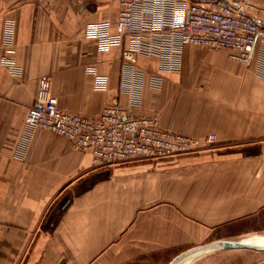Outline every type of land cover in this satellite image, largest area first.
Listing matches in <instances>:
<instances>
[{"label": "crops", "instance_id": "1", "mask_svg": "<svg viewBox=\"0 0 264 264\" xmlns=\"http://www.w3.org/2000/svg\"><path fill=\"white\" fill-rule=\"evenodd\" d=\"M238 1L264 20V0ZM117 16V0H0V264H116L188 247L264 201V36L249 64L190 43L174 71L137 57L133 112L199 139L215 133L198 152L97 164L62 135L26 129L40 76L61 108L86 117L131 102L124 42L100 49L88 34L99 23L115 33Z\"/></svg>", "mask_w": 264, "mask_h": 264}, {"label": "built area", "instance_id": "2", "mask_svg": "<svg viewBox=\"0 0 264 264\" xmlns=\"http://www.w3.org/2000/svg\"><path fill=\"white\" fill-rule=\"evenodd\" d=\"M117 1L116 32L99 23L93 24L88 34L97 39L100 49L124 42L121 91L131 95V102L110 103L98 115L86 117L61 108L50 79L40 76L35 100L26 111V129L62 135L73 148L89 151L97 164L160 160L213 144L215 133L199 139L162 127L156 114L133 112L139 102V87L129 81L143 74L136 69L137 57H157L161 70L174 71L179 68L182 46L190 43L227 48L230 57L249 64L258 56L257 43L264 36V27L238 0ZM149 83L159 87L161 76L151 74Z\"/></svg>", "mask_w": 264, "mask_h": 264}, {"label": "rangeland", "instance_id": "3", "mask_svg": "<svg viewBox=\"0 0 264 264\" xmlns=\"http://www.w3.org/2000/svg\"><path fill=\"white\" fill-rule=\"evenodd\" d=\"M261 202L262 205L257 210L254 209L253 212L220 225L210 226L209 232L193 245L216 238L239 239L249 235L264 237V201ZM185 248L187 247H164L152 250L151 253L144 256L136 254L135 257L125 253L122 255V259L118 258L115 261H121L116 264H166L175 254ZM178 264H264V250L246 248L208 250L193 254Z\"/></svg>", "mask_w": 264, "mask_h": 264}, {"label": "water", "instance_id": "4", "mask_svg": "<svg viewBox=\"0 0 264 264\" xmlns=\"http://www.w3.org/2000/svg\"><path fill=\"white\" fill-rule=\"evenodd\" d=\"M255 21L264 27V20L255 18ZM235 249V248H246L254 250H264V242L256 243L252 241H245L241 238L230 239V238H216L206 242H202L196 245L189 246L182 251L175 254L166 264H178L185 258L192 256L193 254L216 249ZM63 263V259L59 261V264Z\"/></svg>", "mask_w": 264, "mask_h": 264}, {"label": "bare ground", "instance_id": "5", "mask_svg": "<svg viewBox=\"0 0 264 264\" xmlns=\"http://www.w3.org/2000/svg\"><path fill=\"white\" fill-rule=\"evenodd\" d=\"M241 239L242 240H245V241L256 242V243H262V242H264V237H262V236H256V235L244 236V237H241Z\"/></svg>", "mask_w": 264, "mask_h": 264}]
</instances>
